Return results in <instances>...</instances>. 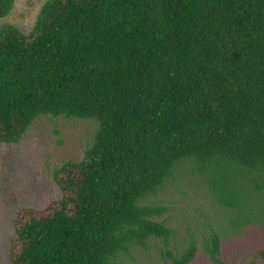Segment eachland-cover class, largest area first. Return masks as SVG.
I'll list each match as a JSON object with an SVG mask.
<instances>
[{"label": "trees", "instance_id": "1", "mask_svg": "<svg viewBox=\"0 0 264 264\" xmlns=\"http://www.w3.org/2000/svg\"><path fill=\"white\" fill-rule=\"evenodd\" d=\"M42 116L97 130L53 171L62 198L19 212L12 264H125L168 242L147 201L184 163L242 214L264 192V0H48L28 34L0 29V144ZM198 243L164 264H190ZM203 248L229 264L212 227Z\"/></svg>", "mask_w": 264, "mask_h": 264}, {"label": "rangeland", "instance_id": "2", "mask_svg": "<svg viewBox=\"0 0 264 264\" xmlns=\"http://www.w3.org/2000/svg\"><path fill=\"white\" fill-rule=\"evenodd\" d=\"M48 0H14L0 29L12 25L24 34L35 26ZM97 130L93 120L42 116L15 144H0V264L11 263L15 225L23 209L44 210L62 198L53 171L67 162H79ZM147 204L164 208L156 217L172 234L168 242L152 239L121 258L125 264H164L169 252L181 251L199 240L190 264H215L203 248L211 227L221 239V258L229 264H262L264 248V192L251 197L242 214L218 201L204 176L184 163Z\"/></svg>", "mask_w": 264, "mask_h": 264}]
</instances>
